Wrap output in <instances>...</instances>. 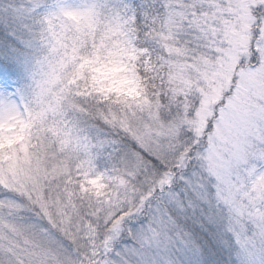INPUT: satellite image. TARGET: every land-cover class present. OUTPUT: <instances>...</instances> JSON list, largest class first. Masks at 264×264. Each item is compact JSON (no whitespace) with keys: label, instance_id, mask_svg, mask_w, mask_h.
<instances>
[{"label":"snow or ice","instance_id":"snow-or-ice-1","mask_svg":"<svg viewBox=\"0 0 264 264\" xmlns=\"http://www.w3.org/2000/svg\"><path fill=\"white\" fill-rule=\"evenodd\" d=\"M0 264H264V0H0Z\"/></svg>","mask_w":264,"mask_h":264}]
</instances>
